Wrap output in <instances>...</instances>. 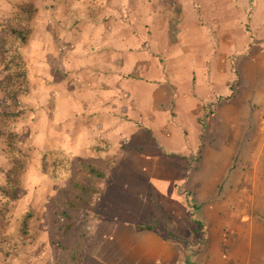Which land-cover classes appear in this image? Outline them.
I'll use <instances>...</instances> for the list:
<instances>
[{
    "label": "crops",
    "instance_id": "crops-1",
    "mask_svg": "<svg viewBox=\"0 0 264 264\" xmlns=\"http://www.w3.org/2000/svg\"><path fill=\"white\" fill-rule=\"evenodd\" d=\"M110 2L111 10L126 6L105 21L101 15L96 24L88 22L84 30H93L92 37L80 31L82 55L64 62L70 77L61 85L69 148L105 141L116 159V182L102 195L128 234H117L113 251L95 256L111 264H192L179 240H197L188 208L195 203L191 196H199L200 175L207 179L218 163L230 170L237 154L264 197V0ZM172 4L180 8L177 18ZM37 80L30 93L40 117L54 88L43 76ZM75 115L78 127L71 124ZM88 116L95 126L83 122ZM38 121L36 132L51 143L53 126ZM141 222L151 227L139 228ZM139 232L151 238L136 243L135 251L123 249ZM247 244L244 264H263L257 252H264V239Z\"/></svg>",
    "mask_w": 264,
    "mask_h": 264
},
{
    "label": "rangeland",
    "instance_id": "rangeland-1",
    "mask_svg": "<svg viewBox=\"0 0 264 264\" xmlns=\"http://www.w3.org/2000/svg\"><path fill=\"white\" fill-rule=\"evenodd\" d=\"M111 6L110 0H0V264H111V259L103 261L95 254L113 251L111 239L128 234L129 228L112 217L118 213L104 205L102 192L116 182L111 180L116 159L108 156L105 141L83 150L69 148L68 133L62 131L66 118L61 85L70 77L64 62L74 64L78 60L68 59L82 55L81 30L87 37L95 34L84 30L88 22L94 25L102 16L105 21L126 5ZM172 6L177 18L180 8ZM46 63L48 75L41 69ZM39 76L54 90L49 92L46 115L36 117L30 88ZM36 120L53 126L54 133L47 137L51 143L45 132H36ZM93 120L83 118L95 126ZM79 123L78 115L71 116V124ZM229 166L226 171V164L218 163L207 179L200 175L199 196H191L195 203L188 215L198 236L190 245L185 235L179 245L192 264H244L247 239H264V197L255 191L256 181L248 178L250 166L240 163L237 154ZM88 167L100 174L88 172ZM118 187H123L121 181ZM158 224L152 226L159 229ZM148 227L145 222L139 225ZM130 237L123 246L129 251L151 238L146 232ZM60 242L73 249L69 262ZM257 257L264 264V252Z\"/></svg>",
    "mask_w": 264,
    "mask_h": 264
},
{
    "label": "trees",
    "instance_id": "trees-1",
    "mask_svg": "<svg viewBox=\"0 0 264 264\" xmlns=\"http://www.w3.org/2000/svg\"><path fill=\"white\" fill-rule=\"evenodd\" d=\"M88 172H91L93 174H100L95 168L93 167H88ZM70 229V226L69 224H67L66 226H64V232H68ZM60 248L62 249L63 252H65L67 255H68V259H66V262H69V258L71 257L72 254V251L73 249L70 247V246H67L65 243L63 242H60ZM65 261V260H64Z\"/></svg>",
    "mask_w": 264,
    "mask_h": 264
}]
</instances>
